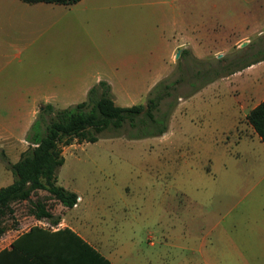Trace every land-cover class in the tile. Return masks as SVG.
Returning a JSON list of instances; mask_svg holds the SVG:
<instances>
[{
	"label": "rangeland",
	"instance_id": "1",
	"mask_svg": "<svg viewBox=\"0 0 264 264\" xmlns=\"http://www.w3.org/2000/svg\"><path fill=\"white\" fill-rule=\"evenodd\" d=\"M53 4L54 25L48 31L57 40L62 15L68 17L60 35L72 48L79 47L77 58H70L71 71L88 58L98 59L100 63L87 73L99 75L112 97L124 89L130 100L118 104L131 105L139 99L145 104L156 83L158 88L169 86L168 95L153 111L160 125L145 129L166 124L162 133L136 136L140 128L125 122L118 129L104 130L94 142H80L64 152L65 162L57 170L62 185L112 191L88 194V225L127 264H264V143L254 135L246 136L248 123L243 115L247 107L261 101L264 90L238 112L234 84L223 79L264 56V0ZM44 18L35 10L24 12L23 37L29 36L28 26L34 29L31 37L39 35L41 28L44 38ZM121 19L125 26H118ZM193 34H198L204 56L195 57L189 48H183L187 52L182 55V49L176 48L172 56V47ZM125 50L132 56L148 52V80L133 81L116 73L114 62L123 60L120 53ZM21 56L23 77L31 80L37 73L46 74L45 64L39 68L24 51ZM209 66L221 67L218 77L210 72L197 76L199 69ZM257 70L263 73L264 64ZM206 80L210 81L203 84ZM7 115L0 108V117ZM26 147L24 139L19 145L5 146L6 152L0 146V186L12 180L8 165ZM152 155L165 156L159 187L147 183L142 170V159ZM163 191L165 211L152 223V202ZM32 200L49 206L56 203L45 190L34 191ZM13 206V217L3 219L6 230L0 235V248L30 213L26 201Z\"/></svg>",
	"mask_w": 264,
	"mask_h": 264
},
{
	"label": "crops",
	"instance_id": "2",
	"mask_svg": "<svg viewBox=\"0 0 264 264\" xmlns=\"http://www.w3.org/2000/svg\"><path fill=\"white\" fill-rule=\"evenodd\" d=\"M85 2L86 0H79L71 4V7L84 5ZM58 5L61 6L57 7H65L62 4ZM54 7L53 3L36 2L28 4L22 0H0V98H2L0 108L8 114L5 117H0V146H3L5 152L7 150L5 146L19 145L23 141L25 133L36 118L40 107H43L44 104H50L58 109L83 101L86 99L89 88L100 80L99 75L93 77V75L87 73L92 68L91 66L100 63L95 58H88L83 64L78 63L77 67L71 71L70 58H77L79 47L72 48L60 35L64 28L63 23L69 22L68 17L62 15L63 19H61L58 27L59 36L57 40L54 39L53 31H48L54 25V18L52 19L55 12ZM29 10H35L45 15L43 20V22H46L44 38H42L43 30L41 28L39 29V35L37 32L36 36L31 37L30 35H34V29L28 26L26 27L29 36L23 37L21 16ZM125 25L123 19L118 22L120 27ZM198 38V34H193L188 40L176 43L171 49V55L173 56L176 48H189L195 57H203L204 53L200 51L203 45H201ZM23 51L25 56H29L32 64L38 65L39 68L45 64L46 74L37 73L31 80L27 79L26 76L23 77L21 65ZM120 54L124 55L123 60L120 63L114 62L117 74L126 75L128 79L133 81L149 79L150 57L147 51H142L141 54L136 56H132L130 51L127 50ZM110 64H112L111 59ZM262 64H264V59L230 72L223 77L225 81L234 84L233 91H235V94L232 93V95L238 106V112L245 111L244 108L247 107L252 98L258 96L264 90V72L261 73L260 70H257ZM165 72L166 68L160 73V76ZM245 89L248 91H245ZM123 91L124 89L121 90V94L115 93L113 101L119 106H130L117 103L121 100L128 103L126 100H130L126 91L122 93ZM199 93L202 92L198 91L197 94ZM140 100L137 103L141 102ZM242 103H244L243 106H241ZM257 103L246 108V113L243 114L245 118L249 110ZM132 104L135 103L131 102ZM236 116L238 117V115ZM248 135H254L260 140L250 124H248V134L246 136ZM82 143L88 142L83 141ZM77 144L79 142L73 141L61 147L64 160L60 166L65 162L64 152ZM164 159V155L161 157L152 155L142 159L143 173L148 177L147 183L149 182L152 186L155 184L159 187L160 174H164ZM11 181L4 185L9 184ZM56 184L76 193L77 202L72 207H65L53 198L56 203L53 206L46 205V207L57 218L56 223H50L47 219L36 218L31 213L23 217L19 221L21 227L19 229L15 228L17 226L15 225V229H13L16 234L5 246L0 248V264H69L68 261L74 254L63 250L61 240L50 235L63 228L75 232L107 258L111 264H127L118 256L114 246L112 244L108 245L105 242L106 238L98 235L95 227L88 225L89 215L86 210L90 205L88 194L102 192L103 190L104 192L112 191L97 187L93 190L87 187H68L60 183L58 175ZM152 206L154 208L152 223H155L160 220L161 212L165 211L164 191L161 197L158 195L157 201L152 202ZM28 222L33 223L28 227H24ZM12 243L14 248L11 245ZM201 257L202 261L206 262L203 254ZM143 264L150 263L144 262Z\"/></svg>",
	"mask_w": 264,
	"mask_h": 264
},
{
	"label": "trees",
	"instance_id": "3",
	"mask_svg": "<svg viewBox=\"0 0 264 264\" xmlns=\"http://www.w3.org/2000/svg\"><path fill=\"white\" fill-rule=\"evenodd\" d=\"M25 3H56L70 5L79 0H22ZM182 49L180 55L185 54ZM264 56L256 61L263 60ZM221 68V67H220ZM215 66L199 69L198 77L205 73H213L218 77ZM210 80H206L203 84ZM156 83L148 92L145 104L135 103L130 106H119L113 101L110 87L104 81H98L89 88L86 99L64 108H54L44 104L25 134L27 147L20 153L15 162L9 163L12 181L0 186V235L6 230L3 224L5 217H13L16 202L26 201L31 204L29 211L36 218L47 219L56 223L57 218L47 209L45 203L33 201L36 190H45L65 207H72L77 202L76 193L56 184L57 170L63 163L61 147L76 142H94L99 134L111 127L118 129L125 122L140 128L136 136L160 134L166 129V124L156 130L146 131V125L151 128L160 125L154 118V110L158 109L161 100L168 95V85L158 88ZM248 124L264 143V99L252 107L246 115ZM33 228L31 227V230ZM59 238L62 248L72 255L69 264H111L99 251L93 248L75 232L68 228L51 233ZM14 248V244H11Z\"/></svg>",
	"mask_w": 264,
	"mask_h": 264
},
{
	"label": "water",
	"instance_id": "4",
	"mask_svg": "<svg viewBox=\"0 0 264 264\" xmlns=\"http://www.w3.org/2000/svg\"><path fill=\"white\" fill-rule=\"evenodd\" d=\"M178 54H179V51H178V53L175 54L176 58L178 57ZM39 109H42V107H40Z\"/></svg>",
	"mask_w": 264,
	"mask_h": 264
}]
</instances>
